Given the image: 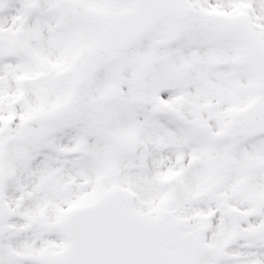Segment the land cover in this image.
I'll use <instances>...</instances> for the list:
<instances>
[{
  "label": "rangeland",
  "instance_id": "obj_1",
  "mask_svg": "<svg viewBox=\"0 0 264 264\" xmlns=\"http://www.w3.org/2000/svg\"><path fill=\"white\" fill-rule=\"evenodd\" d=\"M77 1L80 5L71 2L69 9L63 6L66 2L60 3V12L53 19L29 16L27 27L43 25L37 33L26 35L37 37L39 44L37 48L31 45L25 53L18 55L21 60L5 62V55L14 54L0 43V80L24 61L31 65V61L36 64L37 60L41 64L44 60L53 73H61L60 81L49 83L43 80V72L37 76L36 70H28L26 99L35 97L37 91L39 103L37 106V101L31 99L27 102V110L37 113L38 109V114L21 113V118L11 125L14 129L9 133L11 139L6 141L3 139L6 132L0 125V187L4 184L8 187L5 196L11 203L13 219H23L19 223L28 225L21 241L20 234L17 238L13 236L15 249L20 245L27 246L40 223L60 222L74 208L101 199L115 186L132 190L134 185L135 192L138 187L136 181L134 183L135 177L139 174V166L147 159L151 170L146 171L145 176L155 173L152 180L162 174L163 168L159 167L164 161V148L163 143L158 146V142L165 140L164 120L151 121L148 114L155 94L159 92L165 107L169 101L175 106L180 100V92L168 94L165 89L167 79L184 82L185 73H191L199 66L198 73L204 76V83L198 92L205 105L212 94L211 60L216 55L229 60L239 55L236 73L230 66L219 68L215 63V76H220L219 69L222 74L231 75L230 80H235L227 81L232 92L225 98L231 100L233 88L243 84L248 60L254 58L252 46L256 40L249 44L248 39L251 34H257L258 38L260 33L248 29L239 45L234 47L236 52H231L223 43L225 38L233 36L226 33L230 30L228 27L234 26L233 22L236 26L245 24L240 22L239 16L230 21L228 13L225 16L217 14V7L220 5L226 10L228 2L233 0H182L191 12L186 24L161 23L134 41L126 51L115 54L105 47L100 27L93 21L98 20L97 16L114 15L128 9V2L102 0V5L100 0ZM81 1L94 3L100 9L88 10L89 6L81 5ZM59 19L65 21L61 37L64 36L67 43L75 44L73 34L77 35L78 44L71 49L81 52V57L73 66L66 61V50L61 53L57 44L51 47L59 37ZM256 22L260 26L262 19L257 18ZM216 23H222V29H216ZM206 35L208 40L204 39ZM192 37L196 40L186 44L184 39L191 40ZM91 50H97L100 58L89 73L81 62ZM70 52L69 49L67 53ZM221 80L223 78L215 77V87ZM114 87L119 92L110 95ZM237 94L232 101L242 104L243 98H238ZM192 96L200 100L195 93ZM11 114L12 110L0 107L2 120ZM146 185L141 183V187ZM64 190L67 192L63 193ZM47 228L46 233H50L51 228ZM15 254L19 255L17 250Z\"/></svg>",
  "mask_w": 264,
  "mask_h": 264
},
{
  "label": "flooded vegetation",
  "instance_id": "obj_2",
  "mask_svg": "<svg viewBox=\"0 0 264 264\" xmlns=\"http://www.w3.org/2000/svg\"><path fill=\"white\" fill-rule=\"evenodd\" d=\"M55 1L0 0V19L6 18L3 43L22 48L27 40L22 38L27 17L53 15ZM218 8L217 14H220L222 8ZM225 13L233 14V18L241 17L240 22L245 24L228 29L238 34L248 29L260 32L253 50L255 54V45L260 44L262 55L255 54L245 66L243 106L235 107L225 100L228 92L224 83L232 76H215V63L218 67L229 66L228 59H213L212 94L205 105L198 92V82L204 77L200 74L184 76L182 100L176 106H169L164 118L166 201L162 215L165 221L177 224L182 234L201 240L195 264H264V236L227 246L233 231L228 218L232 209L257 213L236 226L237 232L255 231L264 224V0H233ZM257 18L262 19L260 26L256 25ZM248 41L250 44L251 39ZM215 77L225 79L220 81L217 92ZM168 88L171 92L170 84ZM194 93L200 100L192 96ZM257 103L261 104V123L255 114ZM202 119L210 122L207 133L198 128ZM134 206L130 205L129 209L145 222L160 216L152 202ZM15 222L17 224L12 221L11 205L1 200L0 191V250H3L5 264H12L11 233L23 234L22 230H26V226L21 228L22 220ZM43 226L27 247L32 254L36 249L38 256L25 255L21 264H58L60 238L53 232L44 234Z\"/></svg>",
  "mask_w": 264,
  "mask_h": 264
},
{
  "label": "water",
  "instance_id": "obj_3",
  "mask_svg": "<svg viewBox=\"0 0 264 264\" xmlns=\"http://www.w3.org/2000/svg\"><path fill=\"white\" fill-rule=\"evenodd\" d=\"M134 1V8L140 11L144 10H150V1L151 0H133ZM162 2L167 3L170 2V0H162ZM167 5V4H166ZM149 22V15L147 14H139V13H129L127 15H124L120 17V19L113 23V26L119 27L120 33L113 34L112 36H115L117 38V47L118 48H124L128 42L135 37H137L139 34H141L143 31H145L146 25ZM116 197V195H115ZM114 203L117 202V198L113 199H105L101 202V204H108V203ZM106 209L111 208V206L105 207ZM85 213L84 211H81L76 218L69 217L65 221V229L70 236V239L72 241H77V239H74L73 235L77 236L80 241H83L84 236L87 235V232L85 231L86 226L83 222H81L83 219H85ZM72 219L80 220L79 223L76 226L75 233L72 235L71 228L74 226ZM133 237L132 235H127L126 233L123 235V241L126 243V241H132ZM136 242H139V248H136V257L133 256V249L131 248L130 251H124L123 255V263L122 264H177V259L173 256H168L167 253L161 248V246L164 245V240L162 238L157 237L155 241H152L154 243V249L148 248V243L145 239L142 237L134 239ZM80 257L84 258L83 254H78ZM171 258V259H170ZM121 259V258H120ZM68 261V256L64 257L63 263L66 264Z\"/></svg>",
  "mask_w": 264,
  "mask_h": 264
}]
</instances>
